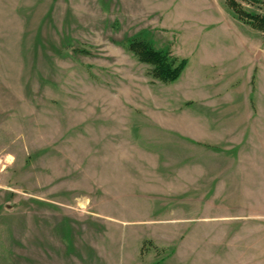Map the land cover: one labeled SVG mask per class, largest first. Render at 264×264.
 I'll use <instances>...</instances> for the list:
<instances>
[{"label":"rangeland","instance_id":"1","mask_svg":"<svg viewBox=\"0 0 264 264\" xmlns=\"http://www.w3.org/2000/svg\"><path fill=\"white\" fill-rule=\"evenodd\" d=\"M154 262L264 264V33L229 0H0V264Z\"/></svg>","mask_w":264,"mask_h":264},{"label":"trees","instance_id":"2","mask_svg":"<svg viewBox=\"0 0 264 264\" xmlns=\"http://www.w3.org/2000/svg\"><path fill=\"white\" fill-rule=\"evenodd\" d=\"M229 4L240 19L245 20L264 33V15L245 11L236 0H229ZM126 47L140 62L151 66L150 73L154 78L165 83L176 81L187 64L186 59L180 60L173 57L168 50L157 49L143 38L128 39ZM151 264L159 263L154 262Z\"/></svg>","mask_w":264,"mask_h":264}]
</instances>
